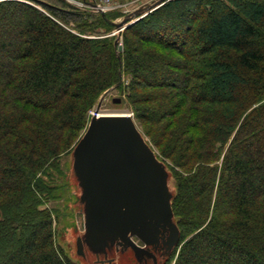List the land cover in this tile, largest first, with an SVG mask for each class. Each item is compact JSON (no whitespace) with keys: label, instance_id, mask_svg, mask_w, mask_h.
<instances>
[{"label":"trees","instance_id":"16d2710c","mask_svg":"<svg viewBox=\"0 0 264 264\" xmlns=\"http://www.w3.org/2000/svg\"><path fill=\"white\" fill-rule=\"evenodd\" d=\"M39 4L0 0V264H79L42 176L115 85L170 135L158 155L181 236L167 264H264V0H169L126 29L120 53L100 36L108 13ZM145 86L167 103L144 106Z\"/></svg>","mask_w":264,"mask_h":264},{"label":"water","instance_id":"95a60500","mask_svg":"<svg viewBox=\"0 0 264 264\" xmlns=\"http://www.w3.org/2000/svg\"><path fill=\"white\" fill-rule=\"evenodd\" d=\"M166 1L113 23L120 32ZM101 104L70 153L74 207L84 219L72 257L85 264H167L181 236L172 174L130 112L100 113Z\"/></svg>","mask_w":264,"mask_h":264},{"label":"rangeland","instance_id":"374dc122","mask_svg":"<svg viewBox=\"0 0 264 264\" xmlns=\"http://www.w3.org/2000/svg\"><path fill=\"white\" fill-rule=\"evenodd\" d=\"M29 1L33 3L34 5H36L37 7L42 9L43 6L39 3L51 2L52 0H36V2L32 0H29ZM67 1L73 4L74 6L78 7L84 12H88L95 16L99 14V12H97L95 9L85 6L82 0H67ZM98 1L103 3V5L105 6L111 7L107 13L110 15V17L113 19L114 22H121L126 17L130 16L132 13L136 12L137 10H140L146 7H153L155 3H157V1L159 0H98ZM146 10L147 9H145L143 13H140L139 16H133L130 20L132 21L142 15H145ZM91 21H92V18H91ZM71 27H72L73 32H78L72 24H71ZM127 28H123L119 32L115 27L111 29L110 31H108L107 33L101 34L100 36L113 37L115 40V44L118 47V52L120 53V51L122 50L120 49V45L123 46L124 32L126 31ZM98 30L103 31V29L101 28H98ZM91 36H94V35H91ZM153 46H154L153 44L145 45V47H153ZM124 79H125V85L129 84L131 80L130 76H127L124 74ZM162 90L164 89L161 87H151V86H145L143 88H140L138 92H141L145 96V102H143L142 104L149 109H152V108L157 109L159 105L163 103H167L166 100H163V98L156 97L155 95L158 91H162ZM169 90L170 89H168V91ZM127 94L128 93L123 92V90H121L118 87V85H115L109 88L99 97L97 103L89 111L88 121H90V118L92 114L95 112V110L97 109L100 101H102L101 111L130 112L133 115L139 129L143 132L148 142L152 145V147L157 152V154H159L162 145L166 144L167 141L170 139L169 133L167 135L162 134L163 132L162 125H164V123L156 119L150 120V118H147V119L142 118V117L137 118L135 115V111H134L135 106L131 103ZM115 99H121V101L115 102L114 101ZM169 120H172L173 123L177 125V122L175 123V119L173 120L172 118H170ZM263 126H264V123H263ZM86 128L82 131V134L84 133ZM165 159L169 163L172 162L171 159H167V158ZM57 162H58L59 169L50 168L49 169L50 173H47L46 175L42 176L45 180L46 179L49 180L48 185L54 188V189L51 188L52 193L50 194L49 198L48 197L46 198L45 207H47L51 211V214L53 216V225H54L57 242L61 245V247L65 249V251L68 252L70 257L74 261L78 262L79 264H85V263H82L80 260H75L72 257L73 237L76 235L78 227L80 230L84 229V219H83V214L77 212V210L74 207L75 191L73 189V185L71 182L72 179H70L71 154L70 153L62 154L59 157ZM60 182L64 183L63 189L56 187V185H58ZM170 182H171V187H173L174 180L171 179Z\"/></svg>","mask_w":264,"mask_h":264},{"label":"built area","instance_id":"2783aa9c","mask_svg":"<svg viewBox=\"0 0 264 264\" xmlns=\"http://www.w3.org/2000/svg\"><path fill=\"white\" fill-rule=\"evenodd\" d=\"M83 3L85 6L90 7L92 9H95L99 13H105L106 14L108 12V10L111 8L109 6L103 5V3L99 2L98 0H91L90 2H83ZM120 47H121V45H120Z\"/></svg>","mask_w":264,"mask_h":264},{"label":"bare ground","instance_id":"6f19581e","mask_svg":"<svg viewBox=\"0 0 264 264\" xmlns=\"http://www.w3.org/2000/svg\"><path fill=\"white\" fill-rule=\"evenodd\" d=\"M102 112H118V113H124L126 111H100V113H102Z\"/></svg>","mask_w":264,"mask_h":264}]
</instances>
